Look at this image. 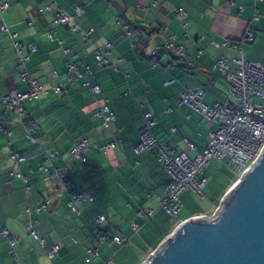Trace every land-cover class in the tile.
I'll list each match as a JSON object with an SVG mask.
<instances>
[{
	"label": "crops",
	"instance_id": "obj_1",
	"mask_svg": "<svg viewBox=\"0 0 264 264\" xmlns=\"http://www.w3.org/2000/svg\"><path fill=\"white\" fill-rule=\"evenodd\" d=\"M1 1L9 8L0 16V24L3 21L10 33L17 34L21 46L17 53L10 37L0 32V116L9 132H0V232L19 236L17 264H143L183 221L211 217L237 180L231 169V173L222 171L219 162L211 160L202 171L207 185L200 202L193 193H182L180 210L172 218L159 206L169 182L166 170L154 153L135 156L133 148L139 143L145 113L154 118V137L175 155L187 153L194 158L205 148L216 123L208 124L180 105L179 95L185 88L200 89L207 104L229 103L228 83L214 58H224L233 68L232 59L240 55L233 44L247 30L255 40L264 35V0ZM77 5L83 6L78 30H72V23L52 24L57 8L72 14ZM180 9L184 17L177 20L175 13ZM123 26L130 36H125ZM89 28L94 31L86 42L84 33ZM49 34L52 39L47 38ZM166 37L184 45L185 54L160 51L153 66L152 53ZM28 45L35 48L30 55ZM105 45H110V62L100 68L94 53ZM199 50L203 54L198 56ZM245 50L242 47V53ZM25 57L28 60L21 67L20 59ZM69 62L83 74L71 83L67 81ZM23 68L44 92L34 101L22 102L23 115L17 116L16 109L2 107L1 98L27 91L18 76ZM90 85H98L101 94L94 97ZM55 86L60 95L54 92ZM104 105L114 114L109 127L95 117ZM32 126L31 140L26 130ZM83 139L91 147L81 162L70 152ZM113 140H119V146L103 154L99 147ZM15 153L25 159L16 171L20 177L12 174ZM51 155L55 158L46 161ZM48 166L56 172H46ZM57 172L64 176L63 182ZM71 193L89 195L93 203H81V214H74L67 207ZM44 200H48L47 211L34 212ZM28 209L43 248L24 232ZM149 209L154 214L144 221L141 214ZM99 215L106 219L99 226L106 234L101 244L95 225L89 222ZM133 224L138 225L136 231ZM114 236L126 238V244L116 245ZM52 245L60 247L57 256L49 259L46 250ZM93 248L98 249V257L86 263V251ZM0 264H12L1 233Z\"/></svg>",
	"mask_w": 264,
	"mask_h": 264
},
{
	"label": "built area",
	"instance_id": "obj_2",
	"mask_svg": "<svg viewBox=\"0 0 264 264\" xmlns=\"http://www.w3.org/2000/svg\"><path fill=\"white\" fill-rule=\"evenodd\" d=\"M156 1V0H154ZM257 1V0H255ZM9 8V4L0 0V16H2ZM83 15V6L77 5L73 8V13L68 14L62 9L57 8L53 18L52 24L60 26L61 24L72 23V30H78L77 20ZM176 19L181 20L184 17V12L180 9L176 13ZM183 27L186 29V25ZM93 28H89L84 33V40L87 42ZM125 36H130L131 33L126 26H123ZM0 32L7 34L11 39V44L15 51L19 53L21 46L16 40L17 34L10 33L8 27L2 21L0 24ZM165 34V31H161ZM48 39L52 36L47 35ZM255 40V35L247 30L243 38L238 43L233 44L241 56L232 59L231 63L234 67H230L224 58H214V65L223 74L228 83V90L231 94V100L226 105L207 104L203 99V92L200 89H183L179 95V104L189 108L194 113L201 116L208 124L216 123L214 130L209 134L207 144L201 152L194 158H190L187 153L175 155L173 151L169 150L164 144L157 141L151 132V127L154 124V118L151 113L143 115V125L139 134V143L133 148L135 156H139L144 152L154 153L157 161L164 167L169 177V182L165 186L164 195L159 199V206L170 217H176L180 210L181 204L179 198L184 192H191L197 198L204 196V189L207 185V180L203 177V169L210 163L211 160L228 159L227 166L236 174L237 180L242 174L258 159L260 153L264 148V68L258 63L246 61L242 56V47L244 44L252 43ZM214 44V43H213ZM215 45V44H214ZM226 45V41L222 46ZM219 47L218 45H215ZM110 45H105L98 48L94 53V60L98 67L103 68L109 65L110 62ZM28 55L35 51L33 45L27 47ZM174 52L178 55L185 54V46L174 42L172 37H166L165 42L155 47L152 53V63L156 66L155 55L160 52ZM68 53V50H64ZM203 54L202 50L197 52V55ZM28 57L20 59V66L24 67ZM69 73L67 81L69 83L79 80L83 74L79 72L72 62L68 63ZM86 73H89L87 70ZM20 81L26 84L27 91H17L13 94H6L1 98L2 107L6 111L16 109L17 116H22L21 104L24 101H34L44 92L41 85L31 79L27 70L23 68L18 73ZM52 78L56 77L53 73ZM166 85L169 82L165 83ZM92 95L95 97L101 94V89L98 85L89 86ZM54 92L61 94L60 88L55 86ZM170 111V110H169ZM95 117H100L103 120L104 127H109V123L114 120V114L109 110L107 105L101 107ZM33 126L26 130V136L32 140L31 132ZM174 129H172V132ZM0 132L8 135L9 132L1 125L0 116ZM119 140H113L110 143L99 147L103 154L115 149L119 146ZM185 144L188 149H192V144L185 139ZM91 145L86 139L76 143L72 148L70 154L78 161L84 160L85 153L90 149ZM55 158L51 155L47 157L46 161ZM25 161L19 154H13V173L17 177V168ZM50 166V165H49ZM45 168L46 172L55 173L56 170ZM58 179L63 182L64 176L56 173ZM93 197L85 194L69 195L67 203L68 209L77 215L81 214L79 205L83 202L92 204ZM48 200H44L36 206L33 210L36 213L47 211ZM153 210H146L141 214L144 221H148L153 216ZM27 221L24 232L34 239L38 240L43 248V241L38 237L34 224L35 219L32 216V211H26ZM106 221L104 216H96L89 222L95 225V236L98 243H102L106 237L105 232L101 231L99 226ZM132 229L136 231L138 225L133 224ZM1 235L7 240L9 245V254L12 264H17V254L15 252V245L19 241L18 235H10L7 231L2 230ZM113 241L118 246L126 244V238L122 236H114ZM60 245H52L50 249L46 250L47 257L53 259L57 256ZM98 257V249L93 248L86 251V263L93 262ZM107 262L105 264H109Z\"/></svg>",
	"mask_w": 264,
	"mask_h": 264
},
{
	"label": "water",
	"instance_id": "obj_3",
	"mask_svg": "<svg viewBox=\"0 0 264 264\" xmlns=\"http://www.w3.org/2000/svg\"><path fill=\"white\" fill-rule=\"evenodd\" d=\"M143 264H264V148L211 217L183 221Z\"/></svg>",
	"mask_w": 264,
	"mask_h": 264
},
{
	"label": "rangeland",
	"instance_id": "obj_4",
	"mask_svg": "<svg viewBox=\"0 0 264 264\" xmlns=\"http://www.w3.org/2000/svg\"><path fill=\"white\" fill-rule=\"evenodd\" d=\"M245 47V48H244ZM243 49L245 50L242 53L243 58L252 63H258L264 68V35H259L258 38H256L255 42L253 41L252 43L244 44ZM241 54L239 55V57ZM229 93V92H228ZM230 99L231 94L229 93ZM264 103V102H263ZM213 161H218L221 167L223 168L222 171L230 172V168L227 167V162L228 159H221V160H216L214 159ZM222 161V162H221ZM218 164V165H219ZM210 171V170H209ZM231 173V172H230ZM234 178V177H233ZM213 187L212 190L215 191V181H213ZM205 190V189H204ZM196 197V196H195ZM197 198V197H196ZM198 199V198H197ZM200 199V198H199ZM199 199L197 201H199ZM200 202V201H199ZM219 206V203H218Z\"/></svg>",
	"mask_w": 264,
	"mask_h": 264
},
{
	"label": "trees",
	"instance_id": "obj_5",
	"mask_svg": "<svg viewBox=\"0 0 264 264\" xmlns=\"http://www.w3.org/2000/svg\"><path fill=\"white\" fill-rule=\"evenodd\" d=\"M240 42V41H239ZM248 44V43H247Z\"/></svg>",
	"mask_w": 264,
	"mask_h": 264
}]
</instances>
